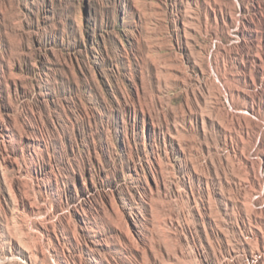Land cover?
Instances as JSON below:
<instances>
[{"label": "rangeland", "instance_id": "374dc122", "mask_svg": "<svg viewBox=\"0 0 264 264\" xmlns=\"http://www.w3.org/2000/svg\"><path fill=\"white\" fill-rule=\"evenodd\" d=\"M255 34L264 0H0V264H245Z\"/></svg>", "mask_w": 264, "mask_h": 264}, {"label": "bare ground", "instance_id": "6f19581e", "mask_svg": "<svg viewBox=\"0 0 264 264\" xmlns=\"http://www.w3.org/2000/svg\"><path fill=\"white\" fill-rule=\"evenodd\" d=\"M211 14L215 20L214 22H216L219 14L214 7L211 9ZM251 21L253 22V20ZM251 21L243 23V27L245 29L247 28L246 30H248V28L250 29L249 24L252 23ZM261 38V35L255 34L251 42H249L250 44L248 43L249 45H245V48L253 49V54L248 57V62L251 66L247 68L241 67L242 69H239V71L236 70L237 78L235 80H240L247 88H255L257 81L264 75V53L260 49ZM230 74L233 75L234 72H230ZM242 92L243 89L232 87L231 96H239ZM250 99V108L251 111H254L253 98L250 96ZM258 110H260V108ZM258 110L253 113L259 115L260 112ZM228 118L234 129L238 131L236 144L232 146L231 151L237 159L236 168L238 170L240 198L238 197L237 200L222 199V201L226 210L231 209L232 211L233 209V212L236 211L235 216L233 213L231 216H234L233 222L237 228V234H239L238 249L243 253L246 259L245 264H264V128L256 125H254V127L250 126L256 129V134L262 136V138L257 140L254 144L256 157L252 158L250 154H245V140L249 138L250 133L247 128L244 129L242 126L245 120L244 117L229 115ZM229 219L231 220L232 218Z\"/></svg>", "mask_w": 264, "mask_h": 264}]
</instances>
